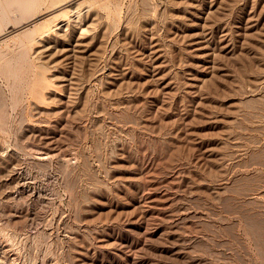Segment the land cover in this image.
Returning a JSON list of instances; mask_svg holds the SVG:
<instances>
[{
	"label": "rangeland",
	"instance_id": "obj_1",
	"mask_svg": "<svg viewBox=\"0 0 264 264\" xmlns=\"http://www.w3.org/2000/svg\"><path fill=\"white\" fill-rule=\"evenodd\" d=\"M0 1V264H264V0Z\"/></svg>",
	"mask_w": 264,
	"mask_h": 264
},
{
	"label": "bare ground",
	"instance_id": "obj_2",
	"mask_svg": "<svg viewBox=\"0 0 264 264\" xmlns=\"http://www.w3.org/2000/svg\"><path fill=\"white\" fill-rule=\"evenodd\" d=\"M14 1H18V0H8V2L9 3H13ZM20 1H23V2H26V1H29V0H20ZM61 3V5L63 4V6H65L64 7V9L63 10H68V9H70V8H78V6L83 2V0H66V1H60ZM119 2V1H118ZM0 3H1V1H0ZM59 3V2H58ZM148 4V3H147ZM60 5V6H61ZM119 5V4H118ZM153 6V5H152ZM1 8H2V4H0V11H1ZM61 8V7H60ZM73 9V10H74ZM148 11V10H147ZM85 12V11H84ZM37 18V17H36ZM61 20V19H60ZM32 22H34V20L33 21H30V22H28V23H26L25 25H23V26H21V27H14L13 29H12V31L11 32H13V31H17V30H21V29H23V28H26V27H28V25H30ZM113 24H115V23H112V25ZM73 25H75V23L73 24ZM130 27V26H129ZM202 27V26H201ZM111 32V31H110ZM47 33V32H46ZM202 33V32H201ZM223 33V32H222ZM6 35H8V33L7 34H2V35H0V38H2V37H4V36H6ZM199 35V34H198ZM203 35V34H202ZM207 35V34H206ZM201 36V35H200ZM204 36V35H203ZM202 37V36H201ZM198 39V38H197ZM201 39V38H200ZM205 40V39H204ZM77 41V40H76ZM206 41V40H205ZM79 42V41H78ZM80 43V42H79ZM205 43V42H204ZM200 44H202V43H200ZM199 44V45H200ZM198 45V44H197ZM204 45V44H203ZM212 48V47H211ZM64 50V49H63ZM150 50V49H149ZM73 51V50H72ZM208 52V51H207ZM143 55V54H142ZM82 56V55H81ZM152 59V58H151ZM209 63V62H208ZM212 72V71H211ZM71 75V74H70ZM69 75V76H70ZM70 79V78H69ZM72 80V79H71ZM68 82V81H67ZM71 82V81H70ZM69 82V83H70ZM166 82V81H165ZM68 83V84H69ZM73 83V82H72ZM201 83H202V80H201ZM118 84V83H117ZM77 85V84H76ZM82 85V84H81ZM75 86V85H74ZM80 86V85H79ZM199 88V87H198ZM76 89V88H75ZM201 97V96H200ZM162 99V98H161ZM78 109V108H77ZM76 109V110H77ZM99 117V116H98ZM218 118V117H217ZM42 122V121H41ZM46 122V121H45ZM43 123V122H42ZM1 124H2V121L0 120V126H1ZM3 128V127H2ZM43 128V127H42ZM56 144H57V142H56ZM53 145V144H52ZM51 146V145H50ZM213 146V145H212ZM3 156V155H2ZM210 157V156H209ZM175 173V172H174ZM225 188V187H224ZM206 190V189H205ZM211 190V189H210ZM144 197V196H143ZM139 199V198H138ZM139 204V203H138ZM168 204V203H167ZM166 204V205H167ZM180 210V209H179ZM182 211V210H181ZM257 236H259V235H257ZM7 258H5V260H6ZM8 261V260H7ZM5 262V261H4ZM1 263V262H0ZM4 264V263H3Z\"/></svg>",
	"mask_w": 264,
	"mask_h": 264
}]
</instances>
